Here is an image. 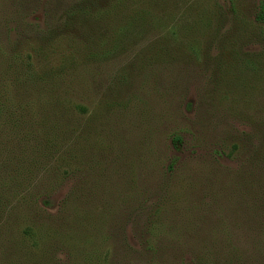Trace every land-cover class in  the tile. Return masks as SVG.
Masks as SVG:
<instances>
[{"label":"rangeland","instance_id":"obj_1","mask_svg":"<svg viewBox=\"0 0 264 264\" xmlns=\"http://www.w3.org/2000/svg\"><path fill=\"white\" fill-rule=\"evenodd\" d=\"M260 1L98 0L44 46L11 38L17 60L0 28V264H264Z\"/></svg>","mask_w":264,"mask_h":264},{"label":"trees","instance_id":"obj_2","mask_svg":"<svg viewBox=\"0 0 264 264\" xmlns=\"http://www.w3.org/2000/svg\"><path fill=\"white\" fill-rule=\"evenodd\" d=\"M97 1L98 0H75L72 3H68L63 8L61 7L58 13H56L50 18V12L54 7V5L51 4V0H44V1L5 0V2H8L9 4L8 7L2 11V14H0V28L3 30V34H2L3 38L5 39L7 46L10 48L11 51L9 53L10 56L14 57V59L16 60L22 58L20 56L21 55L20 52L16 51L14 48L15 42L11 41V38L13 37L16 38V36H18L21 38L24 37L25 39H28L31 37L33 38V36H35L36 40L41 39V43L44 46V44L48 40H52L53 38H55L56 35H59L61 33V30L63 31V33L68 32L69 30L77 31L80 28H82L87 21L89 22V20L91 19L93 20L94 15H98L100 11H103L105 15H107L108 14L107 12H109V10L101 9L98 6ZM38 12L41 13L42 21L44 20V22H46L47 25L43 34L38 32L40 30L39 16L36 15ZM16 14H19V19H18L19 22L16 21ZM48 18L51 20L48 21L49 20ZM255 21L258 22L259 24L264 25V1H260V3L258 4L255 15ZM94 55L97 54L90 53L89 57H91V59H94V61L97 62L95 58H98L99 55L97 57H93ZM103 55H107V53L102 52L101 56ZM26 56L27 59H31V55L26 54ZM30 65H26V66L29 67ZM183 132H184L183 130H178V131L175 130L167 134V139H168L167 147L169 153L166 157L167 160L164 166L165 167L164 172L162 173L164 177L173 176L176 170L179 168V164L182 163V160H180V158L183 155V150L185 148L186 142L190 140L184 137V135L182 134ZM189 134H190L189 136L193 137V133H189ZM190 149L193 148L191 147ZM194 150H189L188 151L189 154L195 155L199 152L197 149L195 151ZM214 150L218 156L221 155V151L219 149H214ZM5 184L7 185V186L5 185V187H8L7 181H5ZM47 189L48 188H45L44 185H41L40 183H36V189L34 193L29 194L31 196L21 195L25 207H28V205H31V203L34 204L35 206H39L40 204L44 207V209L48 207V204L50 203V200L52 198L51 195L48 194ZM149 226L153 227V225L151 226V224ZM149 230L152 234L151 229ZM33 235L34 234L32 233L31 237ZM147 243L149 244L150 247L151 243L149 242ZM95 244L96 243H91V245H95ZM68 249L70 250V247ZM91 253H93V251L91 252L86 251L85 257L87 255H90ZM107 253L108 251H105L104 254L107 255ZM85 261L90 262L89 259L87 258H85Z\"/></svg>","mask_w":264,"mask_h":264}]
</instances>
